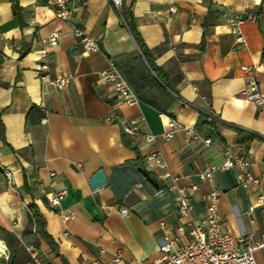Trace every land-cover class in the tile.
<instances>
[{"label": "crops", "instance_id": "crops-1", "mask_svg": "<svg viewBox=\"0 0 264 264\" xmlns=\"http://www.w3.org/2000/svg\"><path fill=\"white\" fill-rule=\"evenodd\" d=\"M52 1L0 0V264H37L29 248L40 264L151 262L160 239L176 235L181 222L176 192L146 160L152 150L181 184L198 185L194 222L202 221L215 187L225 232L264 233V206L256 202L264 193V105L240 94L253 78L264 96V0H124L170 87L110 0H71L70 22L57 17ZM227 14L244 19V45L230 33ZM73 24L97 40V51H82ZM53 31L58 43L42 42ZM109 60L137 95L136 105L120 103L112 84L101 83ZM41 73L70 79L55 88ZM160 112L176 120L169 139ZM201 113L215 122L198 125ZM135 119L138 131L130 133ZM225 149L249 153L257 184L241 185L235 167L216 169L205 181L197 176L205 162L220 164ZM4 169L13 173V189ZM99 169L105 182L93 189L89 178ZM61 189L65 195L52 205L47 194ZM62 210L75 216L63 220ZM188 238L180 235L175 247ZM255 257L264 264V250Z\"/></svg>", "mask_w": 264, "mask_h": 264}, {"label": "built area", "instance_id": "built-area-1", "mask_svg": "<svg viewBox=\"0 0 264 264\" xmlns=\"http://www.w3.org/2000/svg\"><path fill=\"white\" fill-rule=\"evenodd\" d=\"M114 8L120 11L122 0H110ZM56 6V15L65 22L72 19L73 8L71 0H53ZM173 10V6L169 7ZM253 18V17H251ZM225 21L229 25L230 33L235 37L238 45L245 44V38L242 31V23L244 19L239 14H227ZM72 34L76 43L80 45L82 51L93 52L99 49V44L95 38L87 34L82 28L72 25ZM59 34L56 31L50 32L46 37L42 38V42L50 45L58 43ZM243 71H248L249 66H241ZM101 83L112 84L113 90L120 103L129 106L138 103V97L123 78L121 72L117 68L114 61L109 60L108 66L101 70ZM39 78L42 82H47L55 88H63L69 81L70 75H59L55 78H47L41 73ZM244 99L252 101L257 106L264 105V96L258 88L255 79L250 78L240 92ZM42 105V104H41ZM159 116L164 119L166 126L164 137L169 139L173 136L177 128L176 120L162 112ZM137 119L132 121V125L126 130L130 133L138 131ZM148 141L155 139L154 134H147ZM209 142V139H205ZM224 159L220 164L205 162L202 170L197 172V176L202 180H208L212 177L214 170L227 169L235 167L237 170V178L241 185L257 184L258 178L251 172V158L249 153L241 152L234 154L229 149L223 152ZM146 160L149 166L158 172V178L162 181H168L167 188L176 192L175 204L177 212L181 218V222L177 227V234L170 236L165 235L160 239L158 244V255L148 264H259L256 260L255 253L264 250V233L257 238H250L247 235L240 234L233 236L223 230V218L218 208V198L221 190L212 187L209 189L206 197L202 221L196 223L191 219V211L193 208L191 196L194 195L199 187L197 184L184 185L180 183L181 177L173 174L167 166L166 161L158 150L149 151L146 154ZM4 177L8 188H14L13 173L9 169H4ZM53 177L55 172H50ZM64 189L47 194L48 201L52 205H58L61 198L65 195ZM258 205L264 206V193H260L256 200ZM60 215L63 220L71 219L75 216L72 210H62ZM68 231H64L63 235H67ZM188 234L189 238L178 247L175 242L180 239V235ZM32 259L37 263L38 253L34 249H30ZM118 260V256L114 261ZM96 264V262H93Z\"/></svg>", "mask_w": 264, "mask_h": 264}, {"label": "trees", "instance_id": "trees-1", "mask_svg": "<svg viewBox=\"0 0 264 264\" xmlns=\"http://www.w3.org/2000/svg\"><path fill=\"white\" fill-rule=\"evenodd\" d=\"M15 9H16V5H15ZM120 14L122 16V18L124 19L127 27L129 28L131 34L133 35V37L135 38L139 48L141 49V53L143 54V56L145 57V59L147 60L149 66L151 67V69L153 70V72L155 73V75L163 82L165 83L168 87H170V85L166 82V79L164 78V75L162 73V70H160L157 66H155L150 58V51L147 48V46L145 45L143 39L141 38V36L139 35V33L137 32L136 28L133 26V24L130 21V6H125L124 5V0H122L121 6H120ZM207 114L201 113L200 114V118H199V122L198 125L201 124H210L215 122V118H211L210 120H206L205 116Z\"/></svg>", "mask_w": 264, "mask_h": 264}, {"label": "water", "instance_id": "water-1", "mask_svg": "<svg viewBox=\"0 0 264 264\" xmlns=\"http://www.w3.org/2000/svg\"><path fill=\"white\" fill-rule=\"evenodd\" d=\"M104 182L105 175L101 169L94 172L89 178V184L93 189L100 187Z\"/></svg>", "mask_w": 264, "mask_h": 264}]
</instances>
